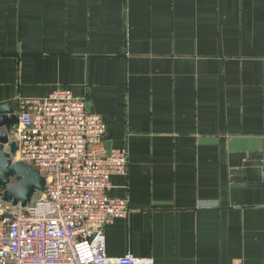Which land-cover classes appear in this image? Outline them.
I'll list each match as a JSON object with an SVG mask.
<instances>
[{
  "label": "crops",
  "instance_id": "crops-1",
  "mask_svg": "<svg viewBox=\"0 0 264 264\" xmlns=\"http://www.w3.org/2000/svg\"><path fill=\"white\" fill-rule=\"evenodd\" d=\"M57 88L128 150L108 255L264 264V0H0V105Z\"/></svg>",
  "mask_w": 264,
  "mask_h": 264
},
{
  "label": "built area",
  "instance_id": "built-area-1",
  "mask_svg": "<svg viewBox=\"0 0 264 264\" xmlns=\"http://www.w3.org/2000/svg\"><path fill=\"white\" fill-rule=\"evenodd\" d=\"M14 160L46 178L26 207L0 202V264H155L128 253L110 256L104 228L130 210L110 197L113 175H126V147L109 148L107 126L71 89L19 96Z\"/></svg>",
  "mask_w": 264,
  "mask_h": 264
},
{
  "label": "water",
  "instance_id": "water-1",
  "mask_svg": "<svg viewBox=\"0 0 264 264\" xmlns=\"http://www.w3.org/2000/svg\"><path fill=\"white\" fill-rule=\"evenodd\" d=\"M16 123L14 110L0 105V202L26 207L37 193L45 190L46 178L38 169L14 160L18 145L11 133Z\"/></svg>",
  "mask_w": 264,
  "mask_h": 264
}]
</instances>
